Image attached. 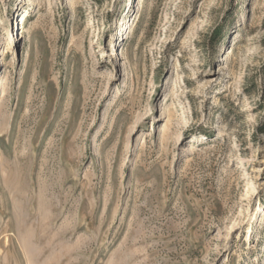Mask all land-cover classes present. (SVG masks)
Masks as SVG:
<instances>
[{"label": "rangeland", "instance_id": "374dc122", "mask_svg": "<svg viewBox=\"0 0 264 264\" xmlns=\"http://www.w3.org/2000/svg\"><path fill=\"white\" fill-rule=\"evenodd\" d=\"M1 84L0 264H264V0H0Z\"/></svg>", "mask_w": 264, "mask_h": 264}, {"label": "bare ground", "instance_id": "6f19581e", "mask_svg": "<svg viewBox=\"0 0 264 264\" xmlns=\"http://www.w3.org/2000/svg\"><path fill=\"white\" fill-rule=\"evenodd\" d=\"M23 20H24V18H23ZM23 28V27H22ZM24 29V28H23ZM22 34H24V32H22ZM5 87H4V84H1L0 85V91L2 90L3 91V89H4ZM0 98H1V96H0Z\"/></svg>", "mask_w": 264, "mask_h": 264}]
</instances>
